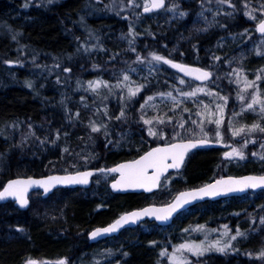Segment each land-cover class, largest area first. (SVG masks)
<instances>
[{"label": "trees", "instance_id": "obj_1", "mask_svg": "<svg viewBox=\"0 0 264 264\" xmlns=\"http://www.w3.org/2000/svg\"><path fill=\"white\" fill-rule=\"evenodd\" d=\"M44 1L17 0L20 5H12L9 4L12 0H0V186L12 177H38L57 170L72 150H68L72 148L70 139L81 136L86 140L90 128V121L76 115L82 107L77 103V94L70 97L67 94L72 89L70 85L65 88L51 79L42 84L39 75L32 77L25 74L21 66L7 65V61L15 60L16 50L22 44L28 54L38 59H57L60 72L70 68L71 74L80 79H86L84 75L88 72L93 78L110 84L129 74L128 60L133 51L140 54L151 51L174 61L209 70L217 68L220 79L227 76L229 68L237 61L248 74L259 72L262 66L261 58L250 53L249 46L243 44L244 50L236 51L239 49L236 36L249 17L246 13L251 14L252 7L260 11L264 0H235L234 9L226 7L228 16L231 12L235 14L230 20L214 15L212 10L209 14L203 13L204 0H166L164 9L148 15L129 13L123 18L115 14L88 20L82 13V0ZM201 16H204L203 20ZM193 21L198 22L194 24L195 30L198 28L196 33L192 31ZM187 25L188 30L185 29ZM90 36H95V40L91 38L89 44L82 45ZM175 48V52L169 53V49ZM156 68L155 73L143 71L141 76H128L133 84L143 86L135 104L150 93L177 86L180 77L176 72L163 61ZM213 79L214 74L211 81ZM184 80L190 86L199 85ZM211 81L202 85L210 83L214 87L216 82ZM209 104L206 100L193 105L204 107ZM110 106L107 119V123L111 122L107 125L110 134L107 131L97 133L100 145L96 150L95 140L90 143V151L92 148L98 158L97 165H101L92 167L98 169L137 157L150 147L144 143L145 133L138 125V118L130 114L132 108L125 109V115L117 120L119 115L113 116L116 112L114 104L110 103ZM18 124L19 128L16 127ZM93 135L95 137V133ZM122 139L124 142L118 147L117 142ZM219 151L221 145L192 151L173 180V190L194 188L211 181L214 170L219 169ZM240 163L230 165L232 167L226 173L242 175L264 171L263 166L255 164L258 161L249 157ZM106 174L94 176L88 189L60 188L46 198L35 192L37 196L26 210H18L12 202L0 204V264H26L28 259L37 264H56L61 259L67 264H93L92 255L108 245H104L105 240L88 241L87 234L92 228L104 226L121 213L151 204V201H164L162 197L150 200L155 192L113 193L108 186L112 174L104 183L96 180ZM186 211L190 217L180 224L179 216L183 217ZM186 211L178 214L168 226L145 221L109 238L119 239L113 247L117 254L113 264H155L159 251L170 236L176 240V231L181 227L225 216L233 220L237 211L249 216L244 220L241 217V223L235 221L230 225H238L245 234L237 242L240 251L225 257L207 254L198 261L201 264H246L247 253H254L264 246V223H261L264 190L206 201ZM144 226L148 229L143 230ZM192 264H196L195 258Z\"/></svg>", "mask_w": 264, "mask_h": 264}, {"label": "rangeland", "instance_id": "obj_2", "mask_svg": "<svg viewBox=\"0 0 264 264\" xmlns=\"http://www.w3.org/2000/svg\"><path fill=\"white\" fill-rule=\"evenodd\" d=\"M13 2L9 3L12 5H20L17 0H12ZM49 0H45L44 2H48ZM54 2V0H51ZM84 3L82 13L84 15V18L88 20L90 17H98V16H110V15H122L123 18L127 16V14H133V15H139L140 9L144 6L145 0H134L132 2H124L123 0H82ZM178 2V0H176ZM174 1L173 4L176 2ZM234 1L235 0H225V2H220V0H204L202 3V10L203 13H210L212 12L215 14H218L221 18L225 19H231V16L235 17V14H232L231 12L230 16L227 14L226 7L233 8L234 9ZM11 5V6H12ZM132 5V6H131ZM13 7V6H12ZM252 7L251 11L252 13L249 15L247 21L240 27V33L234 36H236L238 43H239V49L236 51L242 52L244 50L243 44L249 46V52L255 55L258 58H261L262 66L259 67L258 70L255 73H247L246 70H244L239 61L236 62L235 65L231 66L228 70V74L224 79H220V72L217 71V68L215 70H211L214 74V79L211 81L216 82V85L212 87L209 83V85H191L189 86L187 83L184 85H181L179 83V79L177 81V86L174 84V82H169L174 87L167 89L165 91L160 92H153L150 93L148 96H152L153 100L147 101V104H145L147 97L146 96L142 102H139L137 104L134 103L136 96L129 98V88L135 89L138 86L137 83L133 84V81L130 80L125 81L124 75L122 76V79L118 82H113L110 84L108 81H104L100 78H93L92 74L86 73L84 76L86 79H80L78 76H73L71 74V71H62L59 70V63L57 59H38L37 57L33 56L32 54H28L27 48L24 44L21 45L20 49H17V55L14 58V61H7V65L10 67H17L21 66L23 69H25V74H30L32 77L34 75H39V81L42 84H46L45 82H48L47 80H50L58 85L65 86V88L70 85L72 89H69L67 94L70 96H74L77 94L78 99L77 103L80 104L82 109L77 113L80 117L86 118L89 122V129L87 130L89 134L86 136V140H82L81 136L77 138L70 139L71 147L68 148V150L71 152L67 154L64 159L59 163V168L57 170L48 171L47 174L52 173H70L75 172L78 170H83L90 168L92 166L97 165L98 158L96 157V154L92 153V148L90 151V143L95 140V150L97 149V145H100V140L97 137V133L100 131H107V134L109 135L111 132V129H108L107 119L109 117L108 114H110L109 108L110 103L114 104V109H116V112H114L115 115H120L121 110L124 111L125 109H131L132 116H135L138 118V124L141 129H143L145 135H144V143L147 144V146H156L157 143H161L162 141L156 140L155 137L148 135V128L153 127L156 131H162L167 134V136L170 138L172 135L173 130V124L172 123H165L163 125L158 124L156 122L157 117L164 118L167 121L168 117H171L173 122L181 120V118L185 121V129H194L197 133L199 132V129L196 125H193L191 123L192 120H196L198 123L203 120L205 131L208 133V139L216 142L218 145H221V153H218V159H219V169H215L213 172L212 180L213 178H220L225 175H233L229 172V167L235 166L238 163L241 164V161H244L249 157V159L256 160L258 163H255L257 166H263L264 167V133L260 132L259 129L255 131H248V127H250L253 123H256L260 125L261 127H264V119L261 118L260 114V106L259 104L254 105V111L248 110L246 105L247 103L251 102V98L253 94H258L261 99H264V72L261 70H264V36L260 37L255 32V26L259 22L261 18L264 17V11L261 10L257 12L255 8ZM15 10V9H13ZM15 14V13H14ZM252 17H255L253 19ZM204 18V16H201V19ZM199 19V18H198ZM220 19V18H219ZM87 20L85 23H88ZM203 20V19H202ZM195 21H197L195 19ZM193 21V33H196L197 30H195L194 24L198 23ZM188 28L185 27V29H189V25H187ZM91 38L95 40L94 37H86L85 40L81 43L84 45L86 42L87 44L90 43ZM177 49H169V53L175 52ZM152 52L146 51L143 53H137L136 51H133L132 56H130V59L128 60V64H130V68L128 69V76H134L137 75L141 76L142 72H148V73H155L156 72V66H159V63L152 58ZM28 55V56H27ZM137 56L141 57L140 60H137ZM126 59V58H125ZM40 60V61H39ZM42 60V61H41ZM213 61H216L215 59ZM165 66L166 64L163 63ZM213 65V64H212ZM214 66V65H213ZM70 69V68H67ZM159 70V69H158ZM257 75L261 76L260 80H256ZM180 77V76H179ZM182 78V77H180ZM245 78L247 81H253L254 86L252 87H245ZM184 79V78H183ZM100 82L97 84L96 82ZM89 82H92V87L89 86ZM197 86L205 88V92L197 93L196 97H182L179 95V93L175 90L177 88L182 89L183 91H191L192 89H195ZM210 86V87H209ZM218 87V90L216 89ZM211 92L213 95H208V92ZM118 92V96H115V93ZM141 92V90H140ZM172 92V95L177 98V101H180V103L174 104L171 97L168 96H161L160 93H167ZM239 96H243L244 100L241 101L238 99ZM220 97H227V101L220 99ZM119 100V101H118ZM206 100L210 102L208 105V112L210 113H216V105L222 104L225 105L224 107V116H223V123L220 126L221 131V137L219 142L218 138L215 136V130L216 125L214 123H208V116L205 114L204 107L201 105L194 106V103H205ZM145 104V107L142 109L141 105ZM155 106V107H153ZM242 106L244 107V111H241ZM184 109H188V111H184ZM201 113L200 116L197 115V113ZM236 113V115H234ZM76 114V115H77ZM143 114L144 119L152 120V125H145L143 122V119H141V115ZM218 118L217 116H214L213 119ZM229 121L232 123V128H229ZM93 124L99 128V131L93 132L92 126ZM241 126L245 127V131L242 132L239 136H233L232 131L235 128H239ZM17 128H19V124L16 125ZM180 131L185 138H199L198 136H193L192 133L184 131V129H177ZM95 133V137L94 134ZM130 133V132H129ZM128 133V134H129ZM97 139V140H96ZM113 139V138H111ZM128 139V138H127ZM247 141V143H245ZM122 142L124 140H119L117 143L119 144L118 147L121 146ZM127 143V142H126ZM73 145V146H72ZM130 144H128L129 146ZM69 147V146H67ZM232 148H236L238 151H243L244 153V159H240L239 157H230V159H223V153L228 151L231 152ZM255 153V155H253ZM251 156V157H250ZM229 160V162L227 161ZM232 165V166H230ZM100 166L101 165H97ZM57 167V166H56ZM103 169L106 167H102ZM222 169V170H221ZM220 170L222 173H220ZM106 175H100V177L97 180V182L102 181V183L107 180L109 177L108 175L112 174L110 172H106ZM179 172H175V174H167L166 176L169 178L168 180H162L159 189L155 192L156 195H152L150 200L156 199V197H162L164 201L162 202H155L151 201L150 203L153 204H165L170 202L174 196L177 194V192L183 190L174 191L172 188L173 180L176 178L175 176ZM226 173V174H225ZM246 174H253V173H246ZM264 174V171L262 173L256 174L260 175ZM243 175V174H242ZM237 176V175H234ZM115 177L114 174L111 175V180ZM109 180V182L111 181ZM108 182V183H109ZM36 194L41 196L40 191H35ZM32 192L30 194V206L32 204V199L37 196ZM245 196V195H244ZM249 198V197H248ZM13 204V202H12ZM14 205V204H13ZM29 206V208H30ZM188 210V209H187ZM190 211V210H189ZM233 220H228L227 217H221L216 219H210V220H204V222L196 223L194 225H190L187 227H181L178 231H176L177 235L175 236L176 240H173L171 236L169 237V240L165 244V246L159 251V256H157L155 264H170L168 257L160 256V252L163 249H167L168 254H171L173 251V247L175 245H179L186 242H195L200 243L204 242L206 245L215 240H221L222 244L225 242H229L232 245V248H229L226 250V253H220L215 250L206 252L203 256L207 254H215V255H222V256H230L236 254L240 249L237 247V242L239 238L244 236H238L236 240H231V236L235 235L238 225L230 226L231 223L235 221L242 222V218L247 219L249 216L241 215V212H235ZM190 217V214L188 211L183 213V217L179 216V223L182 224L184 220L188 219ZM242 217V218H241ZM251 220V219H250ZM249 220V221H250ZM198 225H202L203 229L196 230ZM224 225L228 226V229L230 230L229 236H224ZM179 228V227H178ZM143 230H147L148 227L144 226L142 227ZM185 229H188V231H184ZM215 230V231H211ZM240 230V229H239ZM89 233V232H88ZM207 237V239H206ZM88 238V234H87ZM89 241V239H88ZM119 243V239L116 240H105L104 245H108L105 248H99L97 253H94L92 255V263L93 264H113L115 260L117 259V254L115 252L114 246ZM233 248L235 251H233ZM261 250H264V246L260 247L259 249H256L254 253H251L250 251L248 253H251V255H248L246 258V264H264V259H262L259 256V253ZM185 256L188 257L190 261H192L193 258L200 259V257L193 256L191 253L185 251ZM201 264V263H200Z\"/></svg>", "mask_w": 264, "mask_h": 264}, {"label": "snow or ice", "instance_id": "obj_3", "mask_svg": "<svg viewBox=\"0 0 264 264\" xmlns=\"http://www.w3.org/2000/svg\"><path fill=\"white\" fill-rule=\"evenodd\" d=\"M51 2V0H49ZM220 2H225V0H220ZM164 0H145V4L143 6L144 12H150L155 8H159L163 5ZM261 10L264 11V5L261 6ZM250 15V13H246ZM183 15V13H181ZM255 19V17H252ZM257 30L260 33H264V18H261L257 25ZM131 43V41H130ZM153 60L170 65L172 68L177 69L178 72L184 73L185 76L195 77L196 80L205 81L208 80L212 75L210 71H207L203 68L198 67H190L187 64L177 63L171 59H167L163 56L152 54ZM141 57L137 56V60H140ZM215 59L219 60V57H215ZM64 71H70V69H64ZM264 72V70H261ZM124 80H129L127 74L124 75ZM261 76L257 75L256 80H260ZM99 84L100 82H96ZM179 83L184 85L186 81L183 78H179ZM31 87V83L28 84ZM89 86L92 87V82H89ZM190 86V85H189ZM254 86L253 81H247L245 78V87ZM141 86L136 87L135 89L129 88V98L136 96L138 92L141 90ZM180 96L182 97H196L197 93L205 92V88L197 86L195 89L191 91H183L182 89H175ZM208 95H213L210 91L207 93ZM159 95L171 97L174 104H179L180 101H177V98L172 95V92L160 93ZM220 99L227 101V97H220ZM238 99L241 101L244 100L243 96L238 95ZM153 100L152 96H148L147 101ZM145 104L141 105L143 109ZM259 104L260 106V114L261 118L264 119V99H261L258 94H253L251 98V102L247 103L246 107L248 110H255L254 105ZM155 107V106H153ZM224 107L225 105L217 104L216 113L208 112V105H204L205 114L208 116V123H214L216 125L215 136L218 138V141L222 139L220 126L223 123L224 116ZM245 109L242 106L241 111L243 112ZM184 111H188V109H184ZM218 118L213 119L214 116ZM78 115V114H77ZM125 115L124 111L121 110L120 115L116 117L117 120L121 119ZM198 116L201 113H197ZM236 115V113H234ZM141 119L145 125H152L153 121L149 119H144L143 114L141 115ZM158 124L172 123L173 130L172 135L169 138L166 133L162 131H156L153 127L148 128V135L155 137L156 140L162 141L161 143H157L155 147H151L149 150L145 151L142 155H140L137 159H133L131 161L121 163L116 165L110 169H97L101 173L111 172L117 173L118 178L114 179L111 187L113 189H128V188H140L144 189L147 192H152L154 188L160 186L162 177L164 180H168L169 178L164 174L168 172L169 169H179L183 164L185 157L190 152V150L197 148L200 145L208 144L210 141L207 138L208 133L205 131L203 120L199 123L196 120H192L191 123L196 125L199 129L197 133L194 129H185V121L181 118V120L173 122L171 117L167 118V121L164 118H155ZM232 123L229 121V128H232ZM177 129H184L186 132L192 133L193 136H198L199 138H185V136L178 131ZM259 129L260 132L264 133V127L253 123L250 127H248V131H255ZM92 131L97 132L99 128L93 124ZM245 131V127L241 126L239 128H235L232 131L233 136H239L242 132ZM247 143V141H245ZM264 147V145H262ZM67 151V149H65ZM225 158L230 157H239L240 159H244L243 151H238L236 148H232L231 152L223 153ZM255 155V153H253ZM264 159V157H262ZM93 175L92 171H77L74 174L64 175V176H48L45 179H33L28 177L27 179H10L6 184L0 186L2 190H0V200H4L7 197H13L19 203L21 207H25L28 205V192L29 189L33 186H39L43 189V192L47 194L52 187L57 184H87L89 182V177ZM256 188H264V175L259 176H242L239 178H234L232 176L221 177L216 179L212 183L204 184L199 188L189 189L187 191L180 192L178 195L174 197L171 203H168L162 207L150 206L143 208L139 211H133L130 213H125L116 219L113 223L109 224L104 228H96L90 233L92 238H95L104 233H112L118 231L123 225L128 223H135L141 217H154L158 221H167L169 220L173 213H176L180 209L184 208L185 205L191 203L197 199H203L204 197H216L220 195H226L232 192H243L246 189H256ZM261 223H264V218H261ZM224 236H229L230 230L227 225H224ZM203 229L202 225H198L196 230ZM184 231H188L185 229ZM215 231V230H211ZM245 234L237 228L235 235L231 236V240H236L238 236H244ZM207 239V237H206ZM232 248V245L229 242H225L222 244L221 240H215L209 242L207 245L202 241L200 243L195 242H186L179 245H175L173 247V251L171 254H168L167 249H163L160 252V256H167L170 264H192V261L188 259L187 256L184 255L185 251L191 253L193 256L200 257L203 256L206 252L215 250L220 253H226V250ZM233 251L235 249L233 248ZM251 255V253H247ZM259 256L264 259V250H261ZM26 264H37V261L28 259ZM47 264V262H45ZM56 264H67L65 259L58 260ZM196 264H200L197 260Z\"/></svg>", "mask_w": 264, "mask_h": 264}, {"label": "water", "instance_id": "obj_4", "mask_svg": "<svg viewBox=\"0 0 264 264\" xmlns=\"http://www.w3.org/2000/svg\"><path fill=\"white\" fill-rule=\"evenodd\" d=\"M60 1H65V0H60ZM165 5H166V0H164V3H163V5H162L161 7H159V8H155V9H153V10L150 11V12H144V8L142 7V8L140 9V13H141L142 15H147V14H150V13H153V12H157V11L162 10V9L165 7ZM263 18H264V17H263ZM257 25H258V23H257L256 26H255V32H256V34H257L258 36H260V37L264 36V33H260V32L257 30ZM173 61H174V60H173ZM174 62H177V63H183V62H179V61H174ZM183 64H187V63H183ZM166 65H167L170 69H172L174 72H176L178 75H180L182 78H185V79H188V80H191V81L197 82V83H206V82H208V81L211 79V77H212V75H211V76L209 77V79H208V80H205V81L196 80L195 77L185 76L184 73L178 72L177 69L172 68V67H171L170 65H168V64H166ZM187 65H189L190 67L203 68V67H200V66H197V65H192V64H187ZM203 69H205V68H203ZM205 70L210 71V70H208V69H205ZM210 72H211V71H210ZM209 141H210V140H209ZM215 145H217L215 142L210 141L208 144L200 145V146H198L197 148L190 150V152L193 151V150H198V149H203V148L214 147ZM153 147H155V146H153ZM149 149H150V148H149ZM149 149H148V150H149ZM146 151H147V150H146ZM190 152H189V153H190ZM143 153H144V152H143ZM143 153H142V154H143ZM189 153H188V154H189ZM142 154H141V155H142ZM188 154H187V155H188ZM139 156H140V155H139ZM139 156H137L136 158H133V159H137ZM186 157H187V156H186ZM186 157H185V159H186ZM223 158H225V157L223 156ZM133 159L120 161V162L115 163L114 165L108 167L107 169L113 168V167H115V166L118 165V164L125 163V162L131 161V160H133ZM227 159H228V158H227ZM184 161H185V160H184ZM183 165H184V162H183V164L181 165V167H180L179 169H169L168 172L165 173L164 175L168 174L169 172H178V171H181ZM97 169H98V168L90 167V168H87V169L78 170V171H92V172H93V175H92L91 177H89V182H88L87 184H68V185H65V184H57V185H55L54 187H52V188L50 189V191H49L47 194H45V193L43 192V189L40 188L39 186H33L32 188L29 189V192H28V194H27V195H28L29 203H28V205L25 206V207H21V206L19 205V203H18V202L15 200V198H13V197H7V198H5L4 200H0V204H4V203H6V202H13L14 206H15L18 210H26V209H28L29 206H30L29 195H30L32 192H34V191H40V192H41V196H42L43 198H46V197H48L50 194H52L55 190L60 189V188H77V187H79V188H82V189H88V188H90L91 185H92V177L101 173V172H99V171H96ZM75 172H77V171H75ZM75 172H70V173H52V174L42 175V176H38V177H35V176H27V177L19 176V177H12V178L7 179V180L5 181L4 184H6L7 181L10 180V179H17V178H20V179H27L28 177H31V178H33V179H38V180H39V179H45V178H47L48 176H64V175L74 174ZM114 174H116V176H115L114 179L118 178V174H117V173H114ZM249 175L259 176V175H256V174H243V175H237V176H234V175H225V176H222V177H225V178H226V177H228V176H232V177H234V178H239V177H242V176H249ZM260 175H264V174H260ZM220 178H221V177H220ZM114 179L111 180V181L109 182V184H108L110 191L113 192V193H121V194H122V193H144V194H150V193L155 192V191L158 190V188H159V187L154 188V189L152 190V192H147V191H145L144 189H140V188H135V189H133V188H128V189H113V188L111 187V185H112V183L114 182ZM162 179H163V177H162ZM216 179H219V178H216ZM216 179L212 180V181L209 182V183L214 182ZM202 186H203V185H202ZM200 187H201V186H200ZM195 188H199V187H195ZM191 189H194V188H191ZM0 190H2V188H1ZM187 190H189V189L181 190V191H179L176 195H178L180 192L187 191ZM261 190H264V188L246 189V190L243 191V192H232V193H228V194H226V195H220V196H216V197H204L203 199H197V200H194V201H192L191 203L185 205L184 208L180 209V210L177 211L176 213H173L172 217H171L169 220H167V221H158V220H156L154 217H141V218H140L139 220H137L135 223H131V222H130V223H128V224L123 225V227H121L118 231H115V232H112V233H104V234H101V235H99V236H97V237H95V238H92V237L90 236V233H91L93 230H95L96 228H104V227H107L109 224L113 223L116 219H118L120 216L124 215L125 213H130V212H133V211H139V210H141V209H143V208L150 207V206L162 207V206H164V205H166V204H168V203H171L172 200H173L174 198H173L170 202H168V203H166V204H147V205H145V206H142V207H139V208H134V209H132V210H129V211L123 212V213L120 214L118 217H116L113 221L109 222L108 224H106V225H104V226H97V227H94L93 229H91V231H89V233H88V238H89V241H90V242H92V243H96V242L101 241V240H104V239H106V238L113 237V236H117L122 230H124V229H126V228L135 227V226L139 225L141 222L146 221V220H147V221H150V222H155V223L158 224L159 226H167V225H170V224L172 223V221L174 220V218L176 217V215H177L178 213H180V212H182V211L188 209L189 207L194 206V205H196V204H198V203H202V202H205V201H215V200H218V199H221V198H228V197L242 196V195L246 194V193L249 192V191L258 192V191H261ZM176 195H175V196H176ZM175 196H174V197H175Z\"/></svg>", "mask_w": 264, "mask_h": 264}, {"label": "bare ground", "instance_id": "obj_5", "mask_svg": "<svg viewBox=\"0 0 264 264\" xmlns=\"http://www.w3.org/2000/svg\"><path fill=\"white\" fill-rule=\"evenodd\" d=\"M12 42H13V40H12ZM18 42H19V41H18ZM29 51H30V50H29ZM27 56H28V55H27ZM43 58H44V57H43ZM43 58H42V59H43ZM39 61H40V60H39ZM41 61H42V60H41ZM227 161L229 162V160H227ZM29 197H30V195H29ZM29 199H30V198H29Z\"/></svg>", "mask_w": 264, "mask_h": 264}]
</instances>
